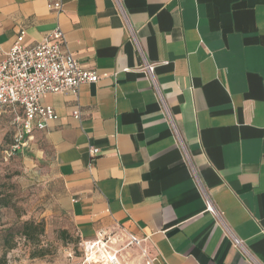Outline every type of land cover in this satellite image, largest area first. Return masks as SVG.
<instances>
[{"label": "crops", "instance_id": "1", "mask_svg": "<svg viewBox=\"0 0 264 264\" xmlns=\"http://www.w3.org/2000/svg\"><path fill=\"white\" fill-rule=\"evenodd\" d=\"M49 2L0 0V61L21 32L35 46L60 29L99 76L45 95L58 118L23 150L76 234L143 240L126 264H264V0Z\"/></svg>", "mask_w": 264, "mask_h": 264}, {"label": "built area", "instance_id": "2", "mask_svg": "<svg viewBox=\"0 0 264 264\" xmlns=\"http://www.w3.org/2000/svg\"><path fill=\"white\" fill-rule=\"evenodd\" d=\"M62 8L63 0H50L49 9L61 12ZM25 36L26 33L21 32L10 51L0 61V115L13 113V124L16 128L13 144L7 151L11 155L26 146L35 130H44L49 122L58 118L52 107L42 104L41 100L45 95L70 93L77 96L82 85L99 81L95 72L84 70L73 55L63 50L64 35L60 29L52 31L35 46H27ZM143 60V69L148 79L151 84L156 85L155 65ZM163 111L177 144L183 150L185 161L191 166L186 145L165 105ZM97 152L95 150L93 154ZM192 170L198 179L196 170ZM200 189L205 196L206 212L217 215L207 193L203 188ZM142 242L143 240L134 235L123 236L99 231L94 239L82 241L80 244L81 264H126L121 255L122 251L140 246ZM233 242L235 246H242L236 239ZM250 260L254 263L251 258Z\"/></svg>", "mask_w": 264, "mask_h": 264}, {"label": "rangeland", "instance_id": "3", "mask_svg": "<svg viewBox=\"0 0 264 264\" xmlns=\"http://www.w3.org/2000/svg\"><path fill=\"white\" fill-rule=\"evenodd\" d=\"M13 119V113L0 115V195L12 203L11 208L0 209V235L9 227L18 231L28 220L42 221L45 233L39 248L45 256L32 258L34 248L17 237L16 247L6 253L7 264H81L82 239L76 234L70 216L59 211L49 194L43 167L23 152L29 140L14 155L7 153L16 132ZM3 253L0 247V257Z\"/></svg>", "mask_w": 264, "mask_h": 264}, {"label": "trees", "instance_id": "4", "mask_svg": "<svg viewBox=\"0 0 264 264\" xmlns=\"http://www.w3.org/2000/svg\"><path fill=\"white\" fill-rule=\"evenodd\" d=\"M13 144V142H12ZM11 144V145H12ZM10 145V146H11ZM9 146V147H10ZM12 203L7 197L0 195V209L11 208ZM45 233L44 222L25 221L22 223L20 229L17 231L15 227H9L3 231L0 235V247L4 251L0 257V264H7L6 253L13 250L16 247V238L19 237L25 242L31 244L34 248L32 252V258H42L45 256L43 249L39 248L41 237ZM80 238V237H79Z\"/></svg>", "mask_w": 264, "mask_h": 264}]
</instances>
